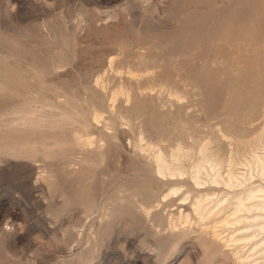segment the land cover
Wrapping results in <instances>:
<instances>
[{"label":"rangeland","instance_id":"1","mask_svg":"<svg viewBox=\"0 0 264 264\" xmlns=\"http://www.w3.org/2000/svg\"><path fill=\"white\" fill-rule=\"evenodd\" d=\"M258 136L264 0H0V264H264L190 207Z\"/></svg>","mask_w":264,"mask_h":264},{"label":"bare ground","instance_id":"2","mask_svg":"<svg viewBox=\"0 0 264 264\" xmlns=\"http://www.w3.org/2000/svg\"><path fill=\"white\" fill-rule=\"evenodd\" d=\"M220 129H222V128H220ZM220 131H221L222 136L224 138L227 137V135L223 132L224 130L223 131L220 130ZM238 142H240V140ZM236 145H237V143H236ZM245 145H246V143H245ZM249 145H247V146L249 147L248 152L250 154V158H249L250 160H247L245 155L243 156V155L239 154L240 150H239V152L233 151V150L229 151V154L227 157V161L229 163L228 169L226 170L227 176H226L225 181L222 182V184H225L224 186L228 187L229 189L232 190V192H234V196H232L230 198L231 201L225 199L226 201L225 200L224 201L226 203L224 205L222 203L223 208L225 207L224 209L223 208L222 209L226 210V206L230 205L231 206V208H230L231 212L230 213L227 212L228 215L225 216V218L223 219L224 221H222L220 224L223 225L224 227L229 226L230 228H228V230L231 229V226L234 227L235 230H236V228H239L240 232H238V233H240L239 234L240 238L236 237L235 235L227 236V234H229V233H227L226 234L227 238L224 239L226 236L223 237L221 235L222 237H220V233H217L218 229L216 230V226H213L212 222L215 219V217L217 216V214L222 215V213H223V210L221 211V209L218 206L217 207L219 208V210L216 212L217 207L214 208V207H210L208 205H205L204 201L200 200L197 197L192 202L190 207L193 210L194 215H196L200 219L208 222V223L206 222L207 223L206 225L204 224L205 227H203V233H205V235H207L210 240H213V238H215L216 241H220L221 243H223V245L225 244L224 246H227V247H231V245L234 246V245H236V243H242L243 242L244 243V244L242 243L243 245L246 244V246H247L250 244V247L253 250L259 249V251H261L262 249L264 250V186H262L260 184L254 186L253 183H252L253 185L250 183V180L252 179V177L256 176L259 179V181L260 180L264 181V156L257 153V150L260 149V147L264 146V142H262V139H260L258 136V138L254 142H252V144L249 143ZM239 146H241V145H239ZM242 153H244V152H242ZM183 154H185L184 150L182 148H180L177 150V152L174 154V156L176 159H178V158L180 159L181 156L182 157L184 156ZM246 156H249V155H246ZM153 160L156 163V167H157L156 170H157V174L159 176L164 177V178L167 176H174L173 173L171 172L169 165L167 164V161H166L165 157L163 156L162 152H159V151L155 152L153 154ZM241 164L247 168V171H245V172L249 175L250 179L249 178L247 179L246 173H245V175L241 174L242 175L241 177L240 176L237 177L236 169H237V166L241 165ZM218 167H219V165H218ZM211 169H213V168H211ZM243 169H244V167H243ZM200 170H201V167L199 165L197 167L196 175L193 176L194 181H196V185L200 184L198 177H197L201 173ZM217 170H216V172H217ZM181 175L182 174H179L178 176H181ZM215 175H217V174H215ZM215 175H213V176H215ZM258 179H257V182H258ZM211 180L213 182L212 184L218 183L217 177L216 178L214 177ZM205 196H207V194ZM167 197L168 196L166 195L165 198H167ZM213 205L214 204L212 203L211 206H213ZM215 206H216V204H215ZM219 206H221V205L219 204ZM234 220H237V221L233 222ZM205 221H203V222H205ZM215 224L216 223L214 222V225ZM222 229H224V228H222ZM257 237H259V238L257 239ZM236 246H238V245H236ZM233 249H234L233 253L236 252V248H233ZM245 258H246V256H245ZM248 258L249 257H247L246 259H248ZM237 259L239 260V257ZM246 259L241 260L240 264L241 263L247 264L248 261L246 262ZM252 260L253 259H251V263H252Z\"/></svg>","mask_w":264,"mask_h":264}]
</instances>
